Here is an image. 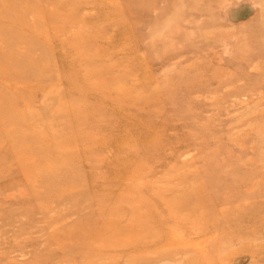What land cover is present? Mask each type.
Returning <instances> with one entry per match:
<instances>
[{"label":"rangeland","instance_id":"obj_1","mask_svg":"<svg viewBox=\"0 0 264 264\" xmlns=\"http://www.w3.org/2000/svg\"><path fill=\"white\" fill-rule=\"evenodd\" d=\"M0 264H264V0H0Z\"/></svg>","mask_w":264,"mask_h":264},{"label":"bare ground","instance_id":"obj_2","mask_svg":"<svg viewBox=\"0 0 264 264\" xmlns=\"http://www.w3.org/2000/svg\"><path fill=\"white\" fill-rule=\"evenodd\" d=\"M204 261H205V262H210L208 259H205Z\"/></svg>","mask_w":264,"mask_h":264}]
</instances>
